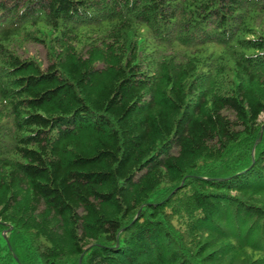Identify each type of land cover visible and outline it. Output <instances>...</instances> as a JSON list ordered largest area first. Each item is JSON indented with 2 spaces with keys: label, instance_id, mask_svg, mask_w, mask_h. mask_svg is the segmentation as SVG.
Segmentation results:
<instances>
[{
  "label": "trees",
  "instance_id": "1",
  "mask_svg": "<svg viewBox=\"0 0 264 264\" xmlns=\"http://www.w3.org/2000/svg\"><path fill=\"white\" fill-rule=\"evenodd\" d=\"M0 264H264V0H0Z\"/></svg>",
  "mask_w": 264,
  "mask_h": 264
},
{
  "label": "rangeland",
  "instance_id": "2",
  "mask_svg": "<svg viewBox=\"0 0 264 264\" xmlns=\"http://www.w3.org/2000/svg\"><path fill=\"white\" fill-rule=\"evenodd\" d=\"M26 55L29 58H39L40 60L44 61L45 53L42 48L38 46H31L27 49Z\"/></svg>",
  "mask_w": 264,
  "mask_h": 264
}]
</instances>
